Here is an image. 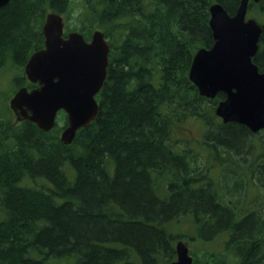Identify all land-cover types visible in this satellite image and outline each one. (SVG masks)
<instances>
[{"label":"trees","instance_id":"trees-1","mask_svg":"<svg viewBox=\"0 0 264 264\" xmlns=\"http://www.w3.org/2000/svg\"><path fill=\"white\" fill-rule=\"evenodd\" d=\"M214 3L233 15L240 0H10L0 8V69L23 72L43 47L50 12L66 32L89 41L99 30L110 45L97 116L70 145L59 140L63 111L48 132L0 120V264H170L184 237L173 227L184 217L193 224L186 237L199 244L192 264H264V210L247 205L244 177L225 171L237 164L264 184V129L223 123L214 111L225 94L203 97L188 77L194 54L213 44ZM247 14L262 28L253 62L264 73V0L249 2ZM187 121L205 128L197 149L175 138ZM216 165L222 179L211 173ZM219 237L223 250H207Z\"/></svg>","mask_w":264,"mask_h":264},{"label":"water","instance_id":"water-1","mask_svg":"<svg viewBox=\"0 0 264 264\" xmlns=\"http://www.w3.org/2000/svg\"><path fill=\"white\" fill-rule=\"evenodd\" d=\"M10 0H0V8ZM249 1L240 0L236 12L229 14L222 5L209 7V27L213 45L193 56L188 77L201 96L213 99L219 92L225 98L215 108L223 123L235 122L256 133L264 129V73L253 62L262 28L246 19ZM63 19L48 13L42 33L44 47L31 54L24 67L26 77L38 87L20 88L9 100L15 121L28 120L43 131L55 125L63 110L67 126L60 141L69 145L79 129L97 116L95 96L100 91L109 65V43L96 30L90 41L78 32L63 37ZM176 259L170 264H192L187 246L178 241Z\"/></svg>","mask_w":264,"mask_h":264},{"label":"rangeland","instance_id":"rangeland-1","mask_svg":"<svg viewBox=\"0 0 264 264\" xmlns=\"http://www.w3.org/2000/svg\"><path fill=\"white\" fill-rule=\"evenodd\" d=\"M75 19H71L70 22L68 23V28H72L74 23H75ZM65 30H66V24H65ZM30 85L29 81L27 80V78L25 76L21 75V71L19 69H0V111L3 112V114H0V120L2 122H4L5 120H9L11 121V123L13 124V115L11 113L10 115V111L7 107L8 105V100L11 97V95L14 92V89H18L21 88L22 86H28ZM12 116V117H11ZM9 118V119H7ZM61 126H63V124H61ZM65 127V126H64ZM63 127V128H64ZM62 128V129H63ZM61 129V131H62ZM60 131V133H61ZM205 134V128L204 126L197 121H187V123L184 124V127L182 129H180L179 134H177L175 136V138L180 141L179 143V147L186 144L188 147H192L193 149H197L198 146V142H200L202 140V136ZM189 141V142H188ZM198 141V142H197ZM184 146V147H187ZM199 164V163H198ZM202 166V164H199ZM237 164H229L227 166V170H225L228 174L237 177V178H242L241 180L244 181V183H246V186H248V193L246 194V201H247V205L248 206H253L258 208L259 206H261V208L264 210V184L263 183H259L257 182L256 178L254 177L256 175V171H254L253 173H250L245 170L242 169L239 166H236ZM223 169H220L219 167L213 166L211 168V173L213 174V177L215 175H219L218 178H221L220 176L222 175H226ZM217 178V179H218ZM223 180H225V178H223ZM232 179H230L228 181V185L230 184V188L233 186L234 182H231ZM240 180V179H239ZM264 181V180H263ZM224 187V186H223ZM226 189V188H225ZM235 195H232L231 198H237L238 196V190L233 191ZM256 197H252L251 195H255ZM236 196V197H235ZM177 226L173 227V230L176 234L184 236L183 237V241L187 244L189 251H190V255L192 253V255H194V253H196V249L197 246L199 245L198 243H190L189 239L187 238V234L189 236H193V224L192 222L189 220V218L184 217L181 219V221L179 223H176ZM187 236V237H186ZM225 238V237H224ZM185 239V240H184ZM222 241H224L221 237L216 238V240H213L210 244H207L209 246L206 247L207 250H211V251H215V252H219L223 250V243ZM191 255V256H192ZM59 264V263H57Z\"/></svg>","mask_w":264,"mask_h":264},{"label":"bare ground","instance_id":"bare-ground-1","mask_svg":"<svg viewBox=\"0 0 264 264\" xmlns=\"http://www.w3.org/2000/svg\"><path fill=\"white\" fill-rule=\"evenodd\" d=\"M251 2H255V3H257V2H260V1H251ZM247 11H248V7H247ZM106 41H107V40H106ZM107 42H108V41H107ZM122 48H123V47H122ZM201 49H204V48H201ZM143 50H144V49H143ZM199 50H200V49H199ZM26 78H27V77H26ZM27 80L29 81L30 85L33 84L28 78H27ZM30 85H29V86H30ZM21 88H24V87H21ZM94 120H95V119H94ZM91 123H92V122H91ZM91 123H90V124H91ZM33 124H34V123H33ZM90 124H89V125H90ZM34 125H35V124H34ZM87 126H88V125H87ZM64 128H65V127H64ZM64 128H63V129H64ZM63 129H62V131H63ZM62 131H61V132H62ZM60 134H61V133H60ZM146 183H147V182H146Z\"/></svg>","mask_w":264,"mask_h":264},{"label":"flooded vegetation","instance_id":"flooded-vegetation-1","mask_svg":"<svg viewBox=\"0 0 264 264\" xmlns=\"http://www.w3.org/2000/svg\"><path fill=\"white\" fill-rule=\"evenodd\" d=\"M22 87H27V88H28V87H30V86L28 85V86H22ZM35 87H36V86H35ZM35 87H34V88H35ZM28 89H30V88H28ZM12 115H13V114H12ZM13 119H14V117H13ZM20 123H21V122H20Z\"/></svg>","mask_w":264,"mask_h":264}]
</instances>
